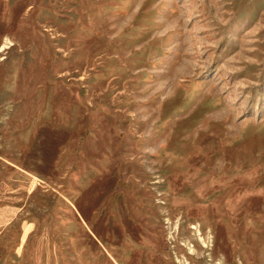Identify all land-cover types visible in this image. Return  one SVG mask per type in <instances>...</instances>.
Instances as JSON below:
<instances>
[{"label": "rangeland", "instance_id": "rangeland-1", "mask_svg": "<svg viewBox=\"0 0 264 264\" xmlns=\"http://www.w3.org/2000/svg\"><path fill=\"white\" fill-rule=\"evenodd\" d=\"M0 264H264V0H0Z\"/></svg>", "mask_w": 264, "mask_h": 264}]
</instances>
